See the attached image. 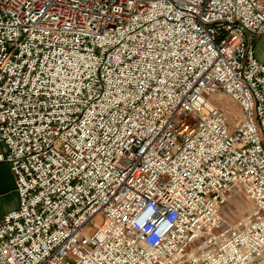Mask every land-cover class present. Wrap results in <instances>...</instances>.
<instances>
[{
    "label": "built area",
    "instance_id": "1",
    "mask_svg": "<svg viewBox=\"0 0 264 264\" xmlns=\"http://www.w3.org/2000/svg\"><path fill=\"white\" fill-rule=\"evenodd\" d=\"M250 37L264 0H0V264H264Z\"/></svg>",
    "mask_w": 264,
    "mask_h": 264
},
{
    "label": "crops",
    "instance_id": "2",
    "mask_svg": "<svg viewBox=\"0 0 264 264\" xmlns=\"http://www.w3.org/2000/svg\"><path fill=\"white\" fill-rule=\"evenodd\" d=\"M249 42L254 48L255 58L264 65V37H250ZM224 98L228 100L226 97ZM230 103L236 107L232 102ZM5 151V146L0 143V154L5 153ZM17 204L18 199L14 190L13 176L7 164L0 162V220L5 214L16 209Z\"/></svg>",
    "mask_w": 264,
    "mask_h": 264
},
{
    "label": "rangeland",
    "instance_id": "3",
    "mask_svg": "<svg viewBox=\"0 0 264 264\" xmlns=\"http://www.w3.org/2000/svg\"><path fill=\"white\" fill-rule=\"evenodd\" d=\"M215 103L225 112L227 121L229 123V128H232L235 122L238 121L240 114L236 107H234L228 100L223 96H216L214 98ZM231 125V126H230ZM250 204L244 200L243 196L240 193H237L233 198L228 201L221 209V214L226 220V222L231 223L239 218L245 211L250 210ZM102 222L101 216L96 217L91 222V227L85 230L86 234L91 233L96 227H98Z\"/></svg>",
    "mask_w": 264,
    "mask_h": 264
}]
</instances>
